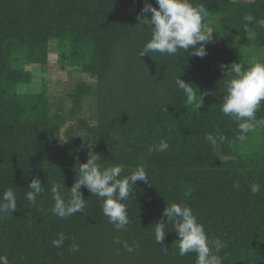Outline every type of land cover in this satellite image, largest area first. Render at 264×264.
Instances as JSON below:
<instances>
[{"label": "trees", "instance_id": "1", "mask_svg": "<svg viewBox=\"0 0 264 264\" xmlns=\"http://www.w3.org/2000/svg\"><path fill=\"white\" fill-rule=\"evenodd\" d=\"M192 2L209 10L205 23L214 30L202 59L191 49L140 55L149 38L137 19L144 18V0H0V194L12 187L17 197V211L0 219V254L10 264H195L194 253L178 255L170 224L163 245L155 242L153 225L170 201L190 205L209 238L226 244L223 264H264V101L252 132L257 152L243 146L251 133L237 140V123L220 111L227 79L220 65L264 59V28L255 22L246 28L242 20L245 13L264 19V0ZM51 40L60 47V65L89 77L73 84L68 112L49 94L45 77L38 92L18 88L32 85L26 66L45 71ZM179 75L204 93L199 109L185 106L174 83ZM84 109L88 117L70 123ZM63 127L68 140L60 143ZM206 133L225 139L214 149ZM160 139L169 149L150 152ZM90 151L105 166L125 165V175L138 164L147 171L149 181H137L126 202L127 231H116L100 199L83 187V214L62 220L49 211L51 183L70 188ZM33 177L45 188L36 206L25 198ZM252 183L261 185L259 193H251ZM61 231L70 239L54 248ZM117 237L139 247L128 253ZM72 239L78 252L69 251Z\"/></svg>", "mask_w": 264, "mask_h": 264}, {"label": "clouds", "instance_id": "2", "mask_svg": "<svg viewBox=\"0 0 264 264\" xmlns=\"http://www.w3.org/2000/svg\"><path fill=\"white\" fill-rule=\"evenodd\" d=\"M155 4L156 7L149 0H144L143 7L140 9L144 18L137 16L139 23H142L149 33V38L142 47L138 48L140 55L159 53L161 56H175L181 50L184 54L191 49L189 55L201 59L205 57L206 45L212 42L214 31L205 23L209 18V10L203 4H194L192 0H155ZM149 13L150 16L147 15ZM216 19L219 20V17ZM242 20L246 28L253 22L258 27L264 28V19H257L251 13H245ZM248 38L254 39L255 33L249 31ZM225 67L227 70L223 72V76L226 75L227 79L224 81L220 111L237 123L239 134L236 139L243 142L247 139L248 133L256 130L259 123L256 113L262 106L261 102L264 101V59L252 57L247 64L236 61L228 66L220 65L221 70ZM174 83L186 97L185 106L194 105L196 109H199L203 105L204 93H198L192 83H186L180 75L175 78ZM224 139L222 134H205V140L214 149ZM67 140L64 139L60 143ZM169 147L166 140L160 139L159 143L153 145L149 151L164 152ZM74 171L76 179L70 188H66L63 182L51 183L52 205L49 211L62 220L77 213L83 214L87 206V200L83 198L81 192L83 187L100 199V207L108 223L116 231H127L132 221L128 216L126 202L131 198L133 186L137 181L146 183L149 181L143 164L130 168L125 175V165L105 166L101 163V155L90 151L86 161L79 163ZM233 186L238 188L239 184L235 183ZM27 189L26 200L32 206H36L38 196L45 191L43 184L39 178L33 177ZM260 190L259 183L250 185L252 194H257ZM14 211H17V197L12 187H9L0 194V219L12 216ZM169 224L177 236L180 257L194 253L195 264H223L224 257L220 255V252L226 244L219 237L209 238L204 225L198 220L190 205L183 201H170L166 204L162 210L161 219L153 225V234L158 245H163ZM68 239L70 237L63 231L58 232L56 238L51 240V246L61 248ZM114 242L120 244L128 253H133L139 247L136 241L130 244L118 237ZM161 247L167 253L168 247ZM69 251H79V244L75 239L71 240ZM20 259L23 260V257ZM0 264H10L7 255L0 254Z\"/></svg>", "mask_w": 264, "mask_h": 264}, {"label": "rangeland", "instance_id": "3", "mask_svg": "<svg viewBox=\"0 0 264 264\" xmlns=\"http://www.w3.org/2000/svg\"><path fill=\"white\" fill-rule=\"evenodd\" d=\"M59 52H61V50L57 42L51 40L49 44V62L47 67L45 68V71H41L40 68L37 66H26V69L31 70V72L33 73V80L31 82L32 85H20L18 86V88H20L23 92H38L40 90L41 78L45 77L48 83L49 94L52 96L53 99L59 100L62 103V106L65 107V112H68V109L71 107V102L68 100L67 95L70 92L73 84L76 82L89 80V77L77 70H73L67 68L66 66L60 65V63L57 61V56H59ZM83 117H88V112L85 109L81 111V113H78L73 118V120L70 121V123H74L76 122V120ZM64 131L65 127L61 128L58 132L61 139H64ZM259 143L260 142L258 140L252 137L251 132L247 143H245L243 146L244 149L249 152H257V150H259Z\"/></svg>", "mask_w": 264, "mask_h": 264}]
</instances>
